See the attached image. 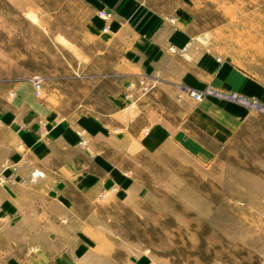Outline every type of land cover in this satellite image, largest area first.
<instances>
[{
  "label": "rangeland",
  "instance_id": "374dc122",
  "mask_svg": "<svg viewBox=\"0 0 264 264\" xmlns=\"http://www.w3.org/2000/svg\"><path fill=\"white\" fill-rule=\"evenodd\" d=\"M134 1L170 20L185 15L252 90L185 91L192 103L177 105V117L217 101L238 109L240 127L221 143L177 119L188 142L129 153L127 182L116 195L81 199V218L113 245L109 262L96 264H264V0ZM97 13L88 0H0V105L14 85L30 82L36 91L39 78V93L64 115L110 110V95L125 88L121 50L93 28ZM139 77H128L132 99L146 86ZM142 122L132 123L135 134Z\"/></svg>",
  "mask_w": 264,
  "mask_h": 264
},
{
  "label": "crops",
  "instance_id": "0c3cea01",
  "mask_svg": "<svg viewBox=\"0 0 264 264\" xmlns=\"http://www.w3.org/2000/svg\"><path fill=\"white\" fill-rule=\"evenodd\" d=\"M88 1L98 12L93 28L121 50L125 88L110 95V110L79 116L60 113L30 82L6 95L0 128L7 136L0 147L10 150L0 151V264L109 262L113 245L81 218V199L116 195L127 182L129 153L188 142L177 119L221 143L240 127L238 109L217 101L205 100L177 117V105L192 103L185 95L190 88L252 90L237 67L219 61L193 32L185 15L170 20L134 0ZM133 74L146 85L136 99L126 88ZM139 120L142 131L135 134L132 123Z\"/></svg>",
  "mask_w": 264,
  "mask_h": 264
},
{
  "label": "built area",
  "instance_id": "2783aa9c",
  "mask_svg": "<svg viewBox=\"0 0 264 264\" xmlns=\"http://www.w3.org/2000/svg\"><path fill=\"white\" fill-rule=\"evenodd\" d=\"M100 15L103 16L104 18H109L110 17V13L105 11V10L100 11ZM33 83H34V86L36 88V92L39 94L40 88H41V84H42L41 83V79L34 78L33 79ZM142 83H145V81L143 80ZM190 94H191L192 97H194L195 99H198V100H200L202 98V95H203L202 92H200L198 90H195V89L190 90ZM35 174L42 175V173L39 172V171H37Z\"/></svg>",
  "mask_w": 264,
  "mask_h": 264
}]
</instances>
